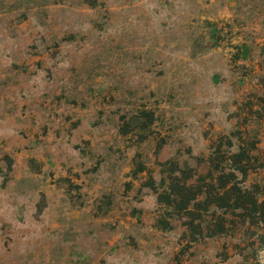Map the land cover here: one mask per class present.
I'll list each match as a JSON object with an SVG mask.
<instances>
[{"label":"rangeland","instance_id":"obj_1","mask_svg":"<svg viewBox=\"0 0 264 264\" xmlns=\"http://www.w3.org/2000/svg\"><path fill=\"white\" fill-rule=\"evenodd\" d=\"M242 148L264 198V0H0V264H264L158 199Z\"/></svg>","mask_w":264,"mask_h":264},{"label":"trees","instance_id":"obj_2","mask_svg":"<svg viewBox=\"0 0 264 264\" xmlns=\"http://www.w3.org/2000/svg\"><path fill=\"white\" fill-rule=\"evenodd\" d=\"M244 154L243 148L228 153L227 169L215 165L217 172H214L215 168H210L209 176H200L196 182L183 179L181 173L184 170L177 169L180 174L170 176L167 188L158 194L159 201L167 203L178 213L183 212L187 217L185 225L190 228L197 226L200 235L204 230L200 227L201 221H207L206 231L210 236L225 232L228 227L226 214L230 213L239 216L242 222L261 227L260 235L263 236L264 198L242 184L248 168V160L242 159ZM218 209L223 212L217 213Z\"/></svg>","mask_w":264,"mask_h":264}]
</instances>
